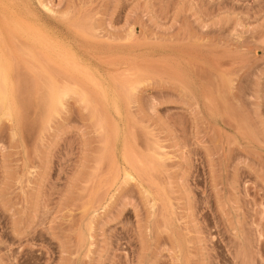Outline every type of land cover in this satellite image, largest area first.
I'll return each instance as SVG.
<instances>
[{
	"label": "rangeland",
	"instance_id": "rangeland-1",
	"mask_svg": "<svg viewBox=\"0 0 264 264\" xmlns=\"http://www.w3.org/2000/svg\"><path fill=\"white\" fill-rule=\"evenodd\" d=\"M0 62V264H264V0H0Z\"/></svg>",
	"mask_w": 264,
	"mask_h": 264
},
{
	"label": "bare ground",
	"instance_id": "bare-ground-1",
	"mask_svg": "<svg viewBox=\"0 0 264 264\" xmlns=\"http://www.w3.org/2000/svg\"><path fill=\"white\" fill-rule=\"evenodd\" d=\"M0 63H1V62H0ZM1 65H2V64H1ZM1 65H0V67H1ZM0 69H1V68H0ZM0 74H2V73H0ZM1 78H2V77H1ZM1 82L3 83V81H1ZM1 82H0V84H1ZM0 86H1V85H0ZM2 87H3V84H2ZM0 88H1V87H0ZM6 88H7V87H6ZM3 89H4V87H3ZM1 91H4V93H5V89L2 90V88H1V89H0V92H1ZM7 92H8V91H7ZM2 94H3V93H2ZM2 94H1V95H2ZM6 94H7V93H6ZM5 96H6V95H5ZM5 96L3 95V97H5ZM3 97H2V98H3ZM0 99H1V98H0ZM4 99L7 100L6 97H5ZM4 99H3V100H4ZM3 103H4V102H3ZM5 103H6V102H5ZM5 103H4V104H5Z\"/></svg>",
	"mask_w": 264,
	"mask_h": 264
}]
</instances>
